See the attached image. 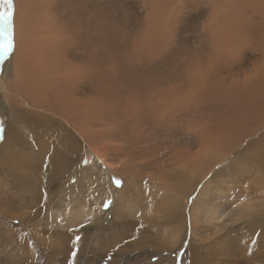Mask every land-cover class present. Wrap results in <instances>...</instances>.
I'll use <instances>...</instances> for the list:
<instances>
[{
    "label": "rangeland",
    "instance_id": "rangeland-1",
    "mask_svg": "<svg viewBox=\"0 0 264 264\" xmlns=\"http://www.w3.org/2000/svg\"><path fill=\"white\" fill-rule=\"evenodd\" d=\"M40 2L31 0L30 7L41 8ZM46 2L52 6L50 17L54 20L48 28L58 32L61 40L56 53L61 61L54 62L59 66L61 63L64 69L66 66L74 68L82 77L92 75L88 81L94 91L89 92L83 84L77 95L87 99L94 93L97 108L93 119L104 116V120L93 125L81 104L79 126L83 131L76 134L79 141L66 137V150L52 142L51 154L34 155L37 165L23 174L18 172L12 161L14 148L21 144L10 141L9 147L1 149L7 139L9 116L4 110L6 103L2 94L7 57L0 61V164L7 158V163L0 165V179L4 183L0 190H8V193L14 190L19 195L22 191L19 184L24 176L27 181L23 184V199L29 202L28 207L26 204L23 207L22 200L14 199L12 205L2 204L0 208V234L5 238L0 242V264H160L158 261L169 252L174 257L172 264H214L211 261L214 258L218 260L215 264H264L260 258H252L253 263L242 260L237 246L227 253L221 247L206 252L209 248L199 244L200 237L211 233L204 230L207 227L220 229V235L225 237L226 231L231 230L219 243L229 240L240 225L246 229L247 222L241 220L237 212L230 213L227 209H255L253 200H264L263 191L248 199L231 197L230 201L220 193H233L231 188L237 187L234 180L239 181L241 187H264V170L256 174L251 159L240 152L246 143L264 133V124L260 126L259 118L241 122L236 114L242 75L254 74L255 68L264 62V0H44ZM210 28H215L216 32ZM239 28L249 33L246 39L252 43L241 48V59L236 57L237 41L232 42L233 48L223 50L231 39L226 35L225 44H220L221 33H217L219 30L233 32L238 39ZM4 31L0 17V44L4 43ZM90 34L92 44L87 45ZM42 47L39 53L48 56L44 53L50 51ZM22 74L29 78V74ZM102 93H106L104 102L99 97ZM105 108L107 112L102 114L100 109ZM249 124L254 127L250 138L244 135L246 130L241 132ZM90 127L98 132L91 131ZM203 140L210 146L214 144L211 141L223 142L222 147L208 146L214 159L204 153L207 148ZM200 144L204 146L203 151ZM228 148L231 149L228 151ZM63 150L61 157L56 155ZM260 152H263L261 148ZM184 159L193 164H200L199 160L203 159L202 165L208 166L203 173L193 175L188 190L180 196L183 205L185 203L186 216L193 217V223L196 221L199 226L194 233L189 232L188 227L186 235L185 229L174 230L172 223L173 228H170L168 220L174 205L168 204L164 197L166 187L180 179L179 173L186 175ZM9 172L20 175L16 177L18 182L9 179ZM164 174L168 175L166 187V181L160 176ZM116 180L121 184L117 185ZM202 188L203 201L198 199ZM169 199L167 196V201ZM222 203L230 205L222 209ZM235 217L240 218V224L232 223ZM249 222L252 224L248 229L252 228L258 239H263L264 219ZM17 226L31 234H34L31 230L43 229L38 232L39 246L35 238L36 244L14 247V241L23 238L24 230L18 231ZM59 231L62 235L57 234ZM211 238H215L214 234ZM168 239L176 245L169 243L164 247L167 244L162 243ZM33 251L36 255H30Z\"/></svg>",
    "mask_w": 264,
    "mask_h": 264
},
{
    "label": "bare ground",
    "instance_id": "bare-ground-1",
    "mask_svg": "<svg viewBox=\"0 0 264 264\" xmlns=\"http://www.w3.org/2000/svg\"><path fill=\"white\" fill-rule=\"evenodd\" d=\"M41 2L40 3L45 5V6L42 5V7L40 8L39 6L34 5L33 6L34 8H32V7H30V5H32L31 0H17L16 1V7H15V10H14L13 16H12V28L10 29V31L13 34V39L15 40L16 47H15L14 52L7 57L6 63L4 65L5 68L3 70V72L5 73L4 74V76H5L4 84L5 85H4L2 94H4V98H5L4 102L6 103V108H4V110L6 109L5 113H7L9 117H8V122H7V128L5 131L7 139H5V142H3L1 149L6 145L7 146L11 145V142H13V141H15L17 144H21V145L14 148V154L13 153L12 154L15 157H13L12 165L15 164V169L17 167V171L21 172L22 174H23V172H28V170L32 167V165L33 166L37 165V162L33 161L34 155L37 156V154L42 153V152L48 153V154L52 153V152H49V151L54 150V147L51 146L52 142L57 143L58 145L57 144L56 145L59 146V148H61L63 146L64 149L66 150V145H65V138L66 137H70L74 142L79 141L77 138V135L79 134V131L80 132L83 131V128L79 126L81 104H84L85 110L87 113V119L93 125H95L99 122L102 123L104 120V116H99V117H96V119H93L95 116V113H96L95 110L97 108L96 97H95L94 93H92L93 95L90 94L87 97V99H82V98L78 97V95H77L78 88L83 86V84L84 85L86 84L89 92L94 91L93 86L91 85L90 81H88L92 75H90L89 78L82 77V75H80V72L74 71L75 70L74 68H71V67L68 68V66H66L64 69L63 65L61 63H59L60 64V66H59V65H57L56 62H54L56 60L57 61L60 60L58 58V54H56V53H58V49H59L58 44H61V42H60L61 40H60V37L58 36V34H59L58 32H56L55 30H52L51 28H48V27H51L52 23L54 22L53 18L50 17V14L53 12L52 6L48 5L47 2L45 4L44 0H41ZM236 3H238V2H236ZM33 4H34V2H33ZM241 12L242 11H240V13ZM236 13H238V12H236ZM32 14H33V16H31ZM32 17H33V20H32ZM48 18H50L49 19L50 22H47ZM227 18H229V17H227ZM220 23H221V21H220ZM229 23H230V20H229ZM226 26L228 27V25H226ZM210 30L215 31V28L214 29L210 28ZM244 30H245V28H244ZM245 32L241 28H239L238 31L236 32L237 37H238V39H237L233 32L226 33V31L219 30V32H217V33L218 34L221 33V37L219 38L220 44H225L224 40L226 38V35L228 36L227 38H229V40L231 39L229 42L226 41L227 43H226V45H224L223 50L225 48L226 49H229L231 47L233 48L234 46H233L232 42L237 41L238 47H237V44H236V47L239 49H238V52L236 53V57L238 58L241 55V48H243L244 45H249L251 43V42L249 43L246 39V38H248L246 36L249 35V33H247L246 30H245ZM88 33L89 32L87 30V34ZM79 35H80V33L77 32V38L78 39H79ZM91 44H92V34L87 36V45H91ZM76 45L77 44L73 45V48L76 47ZM41 46H43L42 47L43 49H47L50 51L49 53H47L48 51L47 52L45 51V53H44V54H47L48 56H44V55H42V53L41 54L39 53L38 49H40L39 47H41ZM234 50H235V48H234ZM263 57H264V55H263ZM53 64H55L56 66H53ZM84 67H86V65ZM47 69L50 70L49 73H47ZM23 72L27 76L29 74V78L23 77V74H22ZM103 83L104 84L106 83L105 77H103ZM239 84L241 87H240L239 94L237 95V99H236V109H237L236 114H237L238 119H240L241 122H244L247 119L257 120L259 118V119H261L260 126H262L264 124V62L259 67L255 68L254 74H252V75L251 74H247V75L243 74L240 81H239ZM12 88H13V91L15 89L16 92L15 91L13 92L11 90ZM175 91H176V89H175ZM188 92H190V91H188ZM102 94L103 95H100L99 97H101L102 101L104 102L105 101L104 96L106 93H102ZM187 95L189 96V94H187ZM162 96H164V94H162ZM169 97H168V99H169ZM181 97H184V96H181ZM185 97H186V95H185ZM182 99L183 98H181V101H182ZM174 101H176V99ZM188 103H189V101H188ZM175 107H177L176 103H175ZM181 108H182V106H181ZM181 108H179V109H181ZM185 108H186V106H185ZM106 109L107 108L100 109L102 114H104V112H107ZM93 111H94V115H93ZM173 112H175V111H173ZM104 122H106V121H104ZM90 128H91L90 129L91 131L94 130L95 132H98V129H94L92 127H90ZM104 129H105V127L103 128V126H102L101 130H104ZM245 130H246L247 134H244V135H249L248 136L249 138H250V136H253V134H254V127L253 126H251L250 124L246 125L242 128L241 132L244 133ZM206 131H208V130H206ZM86 134H88V133L86 132ZM208 134H209V132H208ZM259 134L257 135V137H258L257 139L253 138L251 141L246 143L244 146L242 145L243 147L240 149V152L243 153L245 155V157H249L251 159L252 163L255 165L256 174H261L262 171L264 170V133H262L260 135ZM30 137H31V139H30ZM85 137H86V135H85ZM208 137H210V136L208 135ZM87 138H89V137H87ZM245 140H244V142H245ZM218 141H211L214 143V144L212 143L213 145H211V146H214V145H215V147H218L219 145L221 146V144L223 142L221 144H219ZM241 141H243V140H241ZM49 142H51V143L49 144ZM203 142H205V141L203 140ZM88 145H90V144H88ZM204 145L207 148V149H204V151H205L204 153H208L213 158V155L211 153H209L210 151H208V146H210V143L205 142ZM236 145H238V144H236ZM200 146H201V144H200ZM63 147H62V149H63ZM231 147H234V146H231ZM200 148H202V150L201 149L200 150L203 151L204 146L203 147L201 146ZM260 148L263 150V152L259 153ZM230 149L231 148H228V151ZM220 150H222V149H220ZM63 152H64V150L62 152L58 151L56 155L61 157ZM197 152H198V150H197ZM170 156L174 158V154H172ZM177 156H178V154H177ZM210 156L207 155V157L209 159H211ZM214 156H216V155H214ZM197 157H199V156H197ZM201 158H202V156H201ZM202 160L203 159L199 160L200 164H197V163L193 164L190 160L183 161L185 163V165L183 166L184 167L183 172L186 173V175L183 176L181 173H179L178 177L180 179L177 180V182L174 185H171L168 183L167 170H163L167 174L160 175L162 177V179H164V181H166V182H164L165 187L169 184L165 189L166 193H165L164 197L166 199V202L168 204L174 205V209H171L172 210L171 211L172 212L171 218H170V220H168V223L170 224V228H173L171 226V223H172L174 226V230H179V232H181V230L183 231V229H185V231H186L185 235L188 232V227H189V232L192 231L194 233V231L199 226L197 224L198 222L195 221V223H193V217L188 218L186 216L187 211L184 207L185 203L183 205V203L181 202L182 198L180 196L183 193H185L184 191L188 190V186H190L189 183H190V181H192V179L194 177L193 175L196 176L198 174V172L203 173V170L208 167L207 165H202V162H203ZM6 163H7V158L5 157L2 159L0 165L4 166ZM177 163H179V162L177 161ZM59 166H60V162H59ZM200 169H202V171H200ZM201 175H203V174H201ZM248 175H252V174H248ZM19 176L20 175L15 174L14 172H9V179L11 181L13 179L16 182H18L16 177H19ZM203 177L204 176H202V178ZM243 177H245V179L248 178V176H244V175H243ZM222 179H224V178H222ZM233 179H235V177ZM26 181L27 180L24 176L21 177L22 183L19 184V186L21 187L22 191L19 195H17L15 193V191L11 190V189H10L11 191H9V193H8V190H7V192H5L4 190H2V191L0 190V208H1L2 204H5V205L11 204L12 205L14 203V199L22 200V206L23 207H25V204L27 205L26 207L29 206L28 205L29 202L24 201V199H23L25 197V195H24L25 187L23 184ZM233 182H235L237 185V187L233 186V188H231L232 189L231 191H233V193L230 194L227 191H221L220 192L221 194H224V196H228V201H230L229 198H231V197H234L233 200L235 198L242 199V197L248 199L249 197H252L254 195L261 194L262 191L264 192V187H262V186H261V188L260 187H253V186H249V185H245L244 187L243 186L241 187L240 186L241 183L239 181L236 182L234 180ZM1 184H4V183L0 179V185ZM219 186L222 187L220 184H219ZM175 187H176V189H175L176 193L174 192ZM3 188H4V186H3ZM209 189H211V188H209ZM168 190H169V192H168ZM34 191L37 193V190H34ZM171 191H173V194L171 193ZM199 193H201V194H200V197L198 199H201L203 201L204 200L203 188ZM235 193H237V195H235ZM71 194H73V193H71ZM166 195L170 196V199H169L170 202L167 201ZM242 201H244V200H242ZM60 203H62V202H60ZM163 205H164V203H163ZM228 205H230V204H228V203L223 204L222 203V206H223L222 209L224 207H228ZM253 205H255L257 208L250 209V210L243 208V209L238 210V211L236 209L233 210L232 208H230V209L224 208V209H227V211L230 213L237 212V215L240 216L241 220L244 219V221L247 222L246 229L242 228V226L240 225L239 230L233 231L229 240H224L222 243H219V240L221 238L225 239L227 236H229V234H230L229 231H231V230H229L228 232L226 231L227 236L225 237V236H223L222 233L220 235V232H221L220 229L219 230H213L212 228L207 227L204 230L210 231L211 233H208L206 236L200 237V239H199L200 246L202 248H205V249L209 248V249H206V252L214 250V248H216V247H221V248H224V250H225L224 252H226V253L229 251H232L234 249V246H237L240 248V252L242 254V260L247 261V262L249 261V263L252 262V258H258V259L260 258V259L264 260V238L258 239L257 234H256L257 232L253 233L251 231V230H253L252 228L248 229V226H250L252 224V222L251 223L249 222L250 220L258 219L259 221H263V219H264V200L255 199V200H253ZM77 207H80V206H77ZM182 210L184 212L183 213L184 217H182L183 216ZM43 211L44 210H42V212ZM160 211H162V210L160 209ZM167 215H169V214H167ZM168 217H170V216H168ZM240 218L235 217V220L232 221V223H236V224L239 223L240 224ZM225 224H224V226H226ZM222 227L223 226H221V228ZM16 229H18V231H20V230H24V231H22L23 238H20V239L14 241V247H16L17 245L18 246H29V245H32L34 243L36 244V239H38V246H39L41 238H38V232H42L43 229H38L37 232L31 230V232L34 233L35 235L26 231L25 228H22V227L18 228V226H17ZM44 230L46 231V228H44ZM13 231H14V229H10V232H13ZM250 231L252 233H250ZM57 234L62 235V232L59 231V233H57ZM212 234H214V236H215V238H213V239L211 238ZM171 235H173V234H171ZM171 237H173V236H171ZM181 238H183V237H181ZM185 238H186V236H185ZM185 238L183 239V241L185 240ZM4 240H5V238L0 234V242H3ZM176 242H179V240L176 239ZM169 243L176 245V243L171 242L169 239L166 240L162 244H167L164 247H168ZM18 249H20V248H18ZM241 249H242V251H241ZM243 251H245V252H243ZM26 252H28V251H26ZM13 253H16V252H13ZM33 253H34V251L31 252L30 255ZM171 253L172 252H169L161 262H160V260L158 262L160 264H162V263L163 264H172L174 257H173V255H171ZM33 255H36V254H33ZM33 257H35V256H33ZM37 261L39 262V258L37 259ZM211 261H213L215 264V263H217L218 260L216 258H214Z\"/></svg>",
    "mask_w": 264,
    "mask_h": 264
},
{
    "label": "snow or ice",
    "instance_id": "snow-or-ice-1",
    "mask_svg": "<svg viewBox=\"0 0 264 264\" xmlns=\"http://www.w3.org/2000/svg\"><path fill=\"white\" fill-rule=\"evenodd\" d=\"M14 0H0V17H2L4 25V43L0 44V61H3L6 57L11 55L16 47L15 40L13 39V34L10 31L12 28V16H13ZM116 184L120 185L121 181L116 180ZM77 240L80 237H76ZM75 255V252L73 253Z\"/></svg>",
    "mask_w": 264,
    "mask_h": 264
}]
</instances>
